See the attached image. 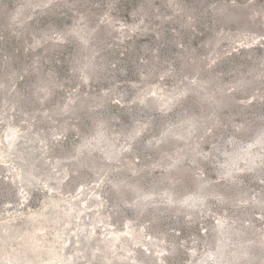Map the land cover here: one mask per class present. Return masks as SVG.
<instances>
[{
  "label": "rangeland",
  "instance_id": "374dc122",
  "mask_svg": "<svg viewBox=\"0 0 264 264\" xmlns=\"http://www.w3.org/2000/svg\"><path fill=\"white\" fill-rule=\"evenodd\" d=\"M0 264H264V0H0Z\"/></svg>",
  "mask_w": 264,
  "mask_h": 264
}]
</instances>
